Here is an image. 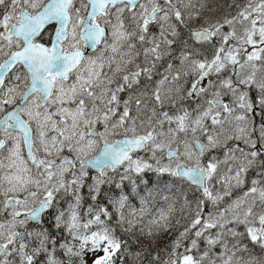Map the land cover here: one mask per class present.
<instances>
[{
  "label": "snow or ice",
  "instance_id": "1",
  "mask_svg": "<svg viewBox=\"0 0 264 264\" xmlns=\"http://www.w3.org/2000/svg\"><path fill=\"white\" fill-rule=\"evenodd\" d=\"M0 264H264V0H0Z\"/></svg>",
  "mask_w": 264,
  "mask_h": 264
}]
</instances>
